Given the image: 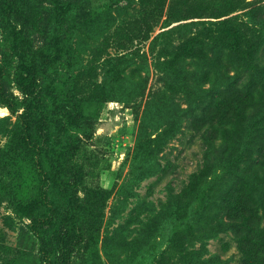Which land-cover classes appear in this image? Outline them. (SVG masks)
Wrapping results in <instances>:
<instances>
[{
  "label": "rangeland",
  "instance_id": "374dc122",
  "mask_svg": "<svg viewBox=\"0 0 264 264\" xmlns=\"http://www.w3.org/2000/svg\"><path fill=\"white\" fill-rule=\"evenodd\" d=\"M226 13L264 43V0H0V264L57 259L56 226L43 243L15 203H31L42 168L63 155L81 169L86 201L69 264H264V174L246 168L264 152V45L222 42L212 31ZM189 40L197 53L170 63ZM19 44L45 50L31 88L38 149L28 154ZM239 119L230 146L236 136L224 130ZM201 169L220 190L189 185ZM44 183L68 209L61 182ZM227 189L249 203L213 210ZM85 223L90 239L78 231Z\"/></svg>",
  "mask_w": 264,
  "mask_h": 264
},
{
  "label": "trees",
  "instance_id": "16d2710c",
  "mask_svg": "<svg viewBox=\"0 0 264 264\" xmlns=\"http://www.w3.org/2000/svg\"><path fill=\"white\" fill-rule=\"evenodd\" d=\"M174 13L172 11L169 12ZM173 15V14H172ZM235 14H221L217 17L216 24L219 32L216 33L215 31H212L214 35H216L219 39H221L222 42H225L226 44L230 45L231 48H240L242 44H246L248 47V50L254 49L255 51L258 50V48L261 45H264L263 39L260 41H256L255 38H249V34L246 32L248 29H250V26L246 23L244 24V28L241 27L242 22L240 21V24H238L237 17ZM258 37L261 38V34L257 32ZM57 45L58 42H57ZM19 50V56L21 58V68L22 72L20 76L17 78L19 85L22 86L23 91L29 95V99L25 105L26 109L22 113L17 114V118L22 123V141H21V149L25 151L27 154L32 151V149L37 148V143L34 139V131L38 129V125L40 124V117H36L34 114L35 112H32L34 108H40L42 106L40 105L41 99L38 100V96H34L33 91L31 88L34 86L35 82L32 79L34 70L36 68V63L38 59L44 60V49L42 48H32L29 44L20 45ZM59 50V47L56 48V50ZM253 51V50H252ZM197 50L193 46V43L191 40L184 42L182 45L178 47V49L174 52L173 56L168 59L170 63L176 62L178 59L182 58L183 56H189L192 54H196ZM28 82V83H27ZM49 91V90H48ZM49 94L51 95V91H49ZM34 99H37V102H34ZM52 100L54 98L51 97ZM5 105L9 109L11 113H15L17 109L13 105V103L5 98ZM68 111V109L66 108ZM67 118H69L70 121H72V115L70 112H67L66 115ZM241 124V119H239L236 122H231L228 128L224 130L226 132L225 140H230L231 138L235 137V140H230V146L236 145L237 141L236 138L239 133V125ZM264 128V126H262ZM263 132L261 129L257 130V133ZM264 144V142H263ZM262 142L259 143V145H263ZM261 149V148H260ZM75 150L72 151L74 153ZM64 156V155H63ZM62 156V157H63ZM62 157H56L51 158L49 160V168L43 169L44 175H42V179H44L41 182H38L35 186L36 188V195L32 198L31 203L27 204L23 203L21 200H17L15 203V208L19 211H22L31 219V226L34 230H39L42 232V230L47 226H56L55 232H54V242L57 246H55V251H58L57 259L55 258L52 261V264H69L66 260V255L69 254L68 252L71 251L70 245L72 240L76 236V228L75 226L80 225V219L81 216L85 213L84 209L86 208L84 199L79 195V186L83 184V175L81 169L76 165L74 161H70L66 159H62ZM247 169L251 170L253 172V176L259 177V175L264 174V152L262 150H259L258 155L256 158L251 159L253 156L248 155L247 156ZM37 168H41V162L38 161ZM236 166H234L235 169ZM208 174L201 169L199 172H196L194 174V177L190 180L191 186H197L203 183L204 185H208V190L212 191V189L220 190V188H214L213 184L216 183L213 181V177L207 178ZM64 177V179H62ZM45 181H51V182H61V187L63 191L67 194L68 199L70 201V207L68 209H64L60 206H56L55 203L48 197V190H47V184L44 183ZM223 194L218 195V201L219 203H213V210H219V209H230V208H237L238 206L243 203L248 204L249 200L244 199L241 195L240 196H233L232 190L227 189L223 191ZM104 189L97 190L96 196L97 199L104 198ZM261 199V197H259ZM258 199V200H259ZM99 201V200H97ZM99 203V202H95ZM91 204H94V201H91ZM88 207V206H87ZM243 208V207H242ZM34 209H37L38 211H42V213L35 217L32 211ZM95 223L94 219H92ZM85 222H88V219H85ZM84 228L79 227L78 231H82L83 229H89L90 233L88 234V238H92L93 236V227L90 225H87L86 223L83 224ZM41 240L43 243L46 240V237L44 236V232H42ZM42 252L45 253V256L47 257L48 250L45 249L44 246H41Z\"/></svg>",
  "mask_w": 264,
  "mask_h": 264
},
{
  "label": "bare ground",
  "instance_id": "6f19581e",
  "mask_svg": "<svg viewBox=\"0 0 264 264\" xmlns=\"http://www.w3.org/2000/svg\"><path fill=\"white\" fill-rule=\"evenodd\" d=\"M6 113H7V109L0 107V116L3 115V114H6Z\"/></svg>",
  "mask_w": 264,
  "mask_h": 264
}]
</instances>
